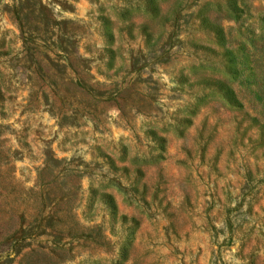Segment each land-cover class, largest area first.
I'll return each instance as SVG.
<instances>
[{
  "label": "rangeland",
  "instance_id": "obj_1",
  "mask_svg": "<svg viewBox=\"0 0 264 264\" xmlns=\"http://www.w3.org/2000/svg\"><path fill=\"white\" fill-rule=\"evenodd\" d=\"M260 71L264 0H0V264H264Z\"/></svg>",
  "mask_w": 264,
  "mask_h": 264
},
{
  "label": "trees",
  "instance_id": "obj_2",
  "mask_svg": "<svg viewBox=\"0 0 264 264\" xmlns=\"http://www.w3.org/2000/svg\"><path fill=\"white\" fill-rule=\"evenodd\" d=\"M255 77L256 79L258 78L255 82L260 83V85H264V71H260L259 73H256Z\"/></svg>",
  "mask_w": 264,
  "mask_h": 264
}]
</instances>
